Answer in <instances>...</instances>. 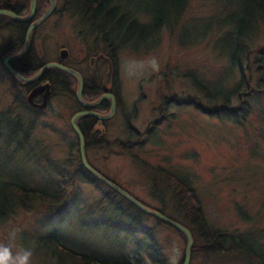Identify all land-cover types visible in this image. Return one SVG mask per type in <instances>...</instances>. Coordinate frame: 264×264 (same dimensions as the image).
<instances>
[{"label": "rangeland", "instance_id": "rangeland-1", "mask_svg": "<svg viewBox=\"0 0 264 264\" xmlns=\"http://www.w3.org/2000/svg\"><path fill=\"white\" fill-rule=\"evenodd\" d=\"M133 1L163 16L171 11L169 20L175 22L169 0ZM62 3L38 31L46 35L41 59L51 62L60 48L65 49L70 67L86 76L96 75L102 83L106 62L101 56L108 46L86 38L81 18L72 15L71 8L62 12ZM139 10L136 18L149 23L150 15ZM240 15L233 0H189L180 25L163 24L147 51L112 48L116 69L112 88L118 109L102 138L108 148L86 153L105 177L177 221L182 215L174 208L175 192L150 167L185 178L209 226L235 233L264 229V92L251 102L244 126L208 115L187 101L194 98L207 111L211 105L195 82L215 90L231 88L239 80V66L230 55L234 25L229 23H237ZM252 22L247 43L257 49L264 46V18L257 25L255 19ZM9 42L8 36L0 41V181L49 192L65 188L68 210L57 217L45 205L19 209L0 223V244L11 247L13 256L30 248V264H52L50 255L37 249L35 242L48 234L96 258L152 264L158 257L161 264H172L173 259L180 264L185 241L179 233L131 206L79 166V142L69 123L78 108L74 91L66 96L64 85H58L48 104L35 112L16 98L15 83L1 60ZM153 57L160 62L159 72L147 65ZM126 140L131 142L128 148L113 143ZM190 264L249 263L239 254L205 252L191 257Z\"/></svg>", "mask_w": 264, "mask_h": 264}, {"label": "trees", "instance_id": "trees-1", "mask_svg": "<svg viewBox=\"0 0 264 264\" xmlns=\"http://www.w3.org/2000/svg\"><path fill=\"white\" fill-rule=\"evenodd\" d=\"M113 1L111 5L114 7L111 13L109 9L110 5L109 3L106 4V0H69L68 2V7L73 10L71 12L72 15L76 14V16L81 18L83 24H86L87 27L90 25L97 31L99 36L98 39L100 40L99 43L108 46V52L104 54L109 55L113 62H115V56L111 53L112 48L114 50L116 48L127 47L132 50L147 51L154 43L152 38L153 34L155 31L159 30L163 24L171 25V27L180 25L181 16L183 17L189 3V0H169L171 10L174 8L176 11L174 13L175 22H170L169 18H171L172 15L168 13L171 11L166 12L167 14L163 16L162 13L160 14L156 10L152 11L146 7L139 6L134 3L133 0ZM233 3L235 7L239 9L241 15L237 23L236 20L229 23L230 25H234L233 31H230V33L235 35L230 55L233 61L236 59L240 70V78L231 88L222 87L215 90H211L201 85L199 82H195L196 86L211 105L207 111L204 110L201 103H196L194 98H191L187 103L194 105L208 115L229 119L237 125L244 126L251 112V102L264 92V46L257 49L251 48L247 43L246 37L251 34H249V26L253 25L252 20L255 19L257 25L259 18H264V0H233ZM118 6L120 7V11ZM128 6H132L133 9H128ZM139 9L148 13L152 21L150 18L149 23H141L137 19L138 16L136 18V11ZM140 10L138 12H140ZM3 19H6V17L0 15V20ZM5 29L9 30L10 28L5 26ZM20 47L21 45H17L16 49ZM11 51H14V49ZM11 51L7 49L4 52L9 53ZM253 53H255V58L252 60L251 54ZM57 61L69 66V63L65 62V60ZM46 63L47 61L42 59H31L28 61L29 66L24 72L27 75H34L40 67ZM46 74L49 77L53 90H56L58 85H64L66 96L71 94V90L75 91L77 80L72 75L58 68H50L47 70ZM81 75L83 79V93L86 95L88 88L92 87V94L86 95V98L88 100L97 98L101 93L100 89L102 87L99 77L96 75ZM61 79L63 80L61 81ZM234 99L236 100L235 104L232 103ZM75 102L77 106H79L76 100ZM91 119L90 117H84L80 122L90 121ZM80 128L82 129L81 125ZM106 143H108L106 140H92L85 137L86 153H88L90 149H106L108 148ZM113 143L128 148L131 142L126 140L124 144L120 141H114ZM78 161L79 166L88 175L94 177L83 167L79 151ZM150 170L156 176L164 179L175 192L176 203L174 208L178 214L182 215L179 222L191 231L194 238L191 257L205 252L215 256L233 253L244 256L249 264H264V229L235 233L227 229L211 228L203 214L195 190L185 178L165 171L160 167L151 166ZM110 190L115 195L126 200L114 190ZM66 200L67 194L65 188L49 192L25 187L23 184L17 182L0 181V223L13 217L19 209H32L36 204L45 205L49 210L54 209L57 217L63 216L68 210ZM126 201L131 206H134L128 200ZM159 211L163 212V210ZM167 216L172 217V215ZM242 216L241 214V217ZM50 217H52V214H50ZM107 223L113 224L112 221H108ZM172 228L182 236L186 244V238L183 233L174 227ZM35 242L37 249H45L50 255L52 264H129L105 258H96L78 252L57 242L51 234L39 236L36 238ZM160 262L161 260L158 257L152 260V264H161ZM180 264H182V259Z\"/></svg>", "mask_w": 264, "mask_h": 264}, {"label": "flooded vegetation", "instance_id": "flooded-vegetation-1", "mask_svg": "<svg viewBox=\"0 0 264 264\" xmlns=\"http://www.w3.org/2000/svg\"><path fill=\"white\" fill-rule=\"evenodd\" d=\"M62 1H63V3L60 6L62 12L63 11L64 12H66V11L70 12L69 7H68L69 6L68 5L69 0H55V8L51 12V14L41 24L37 25L36 27H34L32 29V31L30 33L29 48H28L27 52L25 54H23L21 57L10 60L8 62L9 65L11 66V68L14 71L18 72L19 74H21L22 76H25V77H32L33 76V75H27L24 71L29 66V64H28L29 60L34 59V58H38V59L42 58L43 52H42L41 46L43 45V41L45 40L46 35L42 34L41 32L38 33V31L41 30V27L43 26V24L52 16V14L55 13V11L57 10L58 4H60V2H62ZM116 1H118V0H116ZM111 2H114V1L113 0H106V4L109 3V5H110V7H109L110 13L113 12L112 8L114 7L111 5ZM50 4H51L50 0H36L34 12L31 16V18L26 20V21H18V20L13 19L12 17H10L8 15H2V16H5L6 19L0 20V41L4 37L8 36V38L10 39V42L7 45V49L10 51L14 49V51H11L9 53H6V54L3 53V55L1 56L2 63H3V58L5 56L18 54L23 49L25 42H26V33H27L28 28L45 13V11L49 8ZM115 6H117V5H115ZM0 7H2L0 9H6L9 11H12L13 13H15L18 16H21V17L27 16L30 14L31 0H0ZM118 9L120 11L119 6H118ZM80 23L83 24L82 21ZM5 26H8L10 28L8 32L6 31ZM83 26H84L83 30L88 31L85 33L86 38L89 37L95 43L100 42V40L98 39L99 36H98L97 31L95 29H93L90 25L87 27V25L84 24ZM78 34H79V32H78ZM81 34H82V32H81ZM80 36H82L83 42L87 43V41L85 40L86 38L83 35H79V37ZM12 45H14V46H12ZM17 45H21V47L16 49ZM34 45L39 46V48L35 49L33 47ZM7 49H5L3 51H6ZM61 50H62V48H60L57 57L54 58V60H52V61L58 62L57 60H59V61L65 60L66 57L62 58L60 55ZM101 58L104 59L106 62V71L108 68V58L110 59V61L112 62V65H113V74H112L110 83L106 87H104L102 85V87L100 89L101 93L99 96H101L104 93L112 94L114 96L115 104H116L115 112L112 115V117L105 119V120L99 119L97 117L90 116V115H84V116L78 118L77 125H78L82 135L84 136V139H85V137H87V139H92V140L104 138L106 126H107L108 122L110 123L113 120V118L117 112V109H118V99H117L116 94L112 88V83L114 80V75H115V70H116L115 64H114L112 58L107 54L102 55ZM93 60H94V58H91L90 62H93ZM58 63H60V62H58ZM7 72H8V70H7ZM9 75L11 76V78L13 79V81L15 83L14 88H15V93L17 96L16 98L19 99L23 104H25V106L27 108L33 110L34 112L38 111V110H42L43 108H38L29 102L28 95L35 87L39 86L40 84H43L45 82L50 83L48 75L46 73H44L40 78H38L37 80L30 82V83H23L22 81L19 82L18 80L13 78L10 73H9ZM62 80L63 79H61V81ZM50 86H51V84H50ZM76 89L74 91V98L77 101ZM91 90H92V87H89L87 90L88 92H86L87 96H88V94H90V95L92 94ZM51 95H52V88H51ZM51 95H50V97H51ZM86 95L83 93V87H82V98H84L86 101H92V100L96 99V98H93V99L88 100L86 98ZM42 97H43V91H39L34 96L33 100L35 103H39V102H41ZM77 103L79 106H77L78 108L76 109V111L73 114L80 112V111H94L100 115H107L110 113V109H111V101L109 98L102 101L99 105L94 106V107H90V108L89 107H86V108L83 107L81 104H79L78 101H77ZM85 116L90 117L92 119L90 121L79 122V120H81ZM79 125H81L82 129L80 128ZM74 134L76 135V137L78 139V135L76 134L75 131H74Z\"/></svg>", "mask_w": 264, "mask_h": 264}, {"label": "water", "instance_id": "water-1", "mask_svg": "<svg viewBox=\"0 0 264 264\" xmlns=\"http://www.w3.org/2000/svg\"><path fill=\"white\" fill-rule=\"evenodd\" d=\"M35 1L36 0H31L30 14L27 16L21 17V16L16 15L12 11H9L6 9H0V15H8V16H10L13 19H16L18 21H26V20L31 18V16L34 12ZM50 2H51V4H50L49 8L45 11V13L28 28L27 33H26V42H25L23 49L18 54L5 56L3 58V64L5 65L6 69L12 75L13 78L18 80L19 82L22 81L23 83H30V82L37 80L45 72H47V70L50 68H58L64 72L72 75L77 80L76 99L79 102V104H81L83 107H89V108L94 107V106L99 105L105 99H107V98L110 99L111 109H110V113L107 115H100L94 111H80V112L73 114L70 117V121H69L70 125H71L72 129L78 135L79 156H80L81 163H82L83 167L90 174H92L98 181L102 182L103 184L107 185L110 189L117 192L119 195L124 197L126 200H128L130 203H132L134 206H136L143 213L157 217L163 223H165L169 226H172V227L176 228L177 230H179L180 232H182L186 238V244H185V248H184V252H183L182 264H190L191 250H192V247L194 245V238H193L191 231L185 225H183L179 221L167 216L166 214L162 213L161 211L146 206L144 203H142L140 200H138L132 194L128 193L122 187H120L119 185H117L116 183H114L113 181H111L110 179L105 177L103 174H101L97 169H95L93 166H91L88 162V159L86 156V150H85V139H84V136L82 135V133H81V131L77 125V120H78V118H80L84 115L94 116V117H97V118L103 119V120L112 117V115L115 112V106H116L114 96L112 94H109V93H104L101 96H99L98 98H96L95 100H92V101L84 100L82 98L83 79H82L81 74L77 70H75V69H73L67 65L58 63V62H48V63L42 65L40 67V69L36 72V74L33 75L32 77L22 76L18 72L14 71L11 68V66L9 65L8 62L10 60L19 58L27 52V50L29 48V39H30V33H31L32 29L34 27H36L37 25L41 24L51 14L53 9L55 8V0H50ZM67 54L68 53L65 49H62L60 52V55L62 58H65L67 56ZM112 74H113V65H112V62L110 61V59L108 58V68H107V71L104 73L103 81H102V85L104 87H106L110 83ZM39 91H43V97H42L41 102L35 103L33 98ZM50 95H51L50 83L45 82V83L40 84L39 86L35 87L29 93L28 100L34 106H36L38 108H44L48 104Z\"/></svg>", "mask_w": 264, "mask_h": 264}, {"label": "clouds", "instance_id": "clouds-1", "mask_svg": "<svg viewBox=\"0 0 264 264\" xmlns=\"http://www.w3.org/2000/svg\"><path fill=\"white\" fill-rule=\"evenodd\" d=\"M147 65L153 72L160 71V62L155 57L151 58ZM12 236L15 237V232L12 233ZM32 255L33 252L30 248H21L13 256L11 247L0 244V264H30ZM172 264H175L174 259Z\"/></svg>", "mask_w": 264, "mask_h": 264}, {"label": "bare ground", "instance_id": "bare-ground-1", "mask_svg": "<svg viewBox=\"0 0 264 264\" xmlns=\"http://www.w3.org/2000/svg\"><path fill=\"white\" fill-rule=\"evenodd\" d=\"M85 108H86V107H85ZM88 109H89V108H88ZM88 109H87V110H88ZM85 117H86V116H85ZM79 122H80V120H79ZM79 126H80V125H79ZM82 131H83V130H82ZM105 176H106V175H105ZM163 213H164V212H163ZM170 217H171V216H170ZM171 218H172V217H171Z\"/></svg>", "mask_w": 264, "mask_h": 264}]
</instances>
